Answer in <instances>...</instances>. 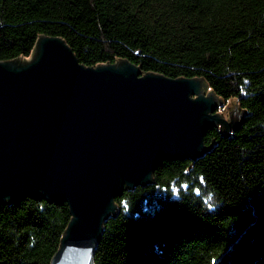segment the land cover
<instances>
[{"label": "trees", "instance_id": "16d2710c", "mask_svg": "<svg viewBox=\"0 0 264 264\" xmlns=\"http://www.w3.org/2000/svg\"><path fill=\"white\" fill-rule=\"evenodd\" d=\"M42 35L86 66L126 59L236 101L237 125L208 129L202 157L164 160L116 197L94 264H264V0H0V60ZM71 218L65 201L0 203V264H51Z\"/></svg>", "mask_w": 264, "mask_h": 264}, {"label": "water", "instance_id": "95a60500", "mask_svg": "<svg viewBox=\"0 0 264 264\" xmlns=\"http://www.w3.org/2000/svg\"><path fill=\"white\" fill-rule=\"evenodd\" d=\"M203 78L143 73L129 60L86 66L60 36L0 60V203L65 201L72 218L51 264H94L124 189L164 160L202 157L205 132L237 125L236 101Z\"/></svg>", "mask_w": 264, "mask_h": 264}, {"label": "rangeland", "instance_id": "374dc122", "mask_svg": "<svg viewBox=\"0 0 264 264\" xmlns=\"http://www.w3.org/2000/svg\"><path fill=\"white\" fill-rule=\"evenodd\" d=\"M207 91H209V90H207ZM228 103H229V101H228V102H226V105H225V107L228 105ZM225 107H224V109H225ZM224 109H222L221 111H224Z\"/></svg>", "mask_w": 264, "mask_h": 264}, {"label": "snow or ice", "instance_id": "6c2138e0", "mask_svg": "<svg viewBox=\"0 0 264 264\" xmlns=\"http://www.w3.org/2000/svg\"><path fill=\"white\" fill-rule=\"evenodd\" d=\"M125 207H127V205H125Z\"/></svg>", "mask_w": 264, "mask_h": 264}, {"label": "clouds", "instance_id": "9594fccd", "mask_svg": "<svg viewBox=\"0 0 264 264\" xmlns=\"http://www.w3.org/2000/svg\"><path fill=\"white\" fill-rule=\"evenodd\" d=\"M125 208H127V207H125Z\"/></svg>", "mask_w": 264, "mask_h": 264}]
</instances>
